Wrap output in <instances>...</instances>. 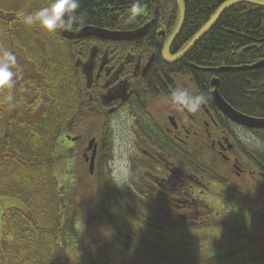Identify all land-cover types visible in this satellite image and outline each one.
Segmentation results:
<instances>
[{
  "label": "trees",
  "instance_id": "16d2710c",
  "mask_svg": "<svg viewBox=\"0 0 264 264\" xmlns=\"http://www.w3.org/2000/svg\"><path fill=\"white\" fill-rule=\"evenodd\" d=\"M226 1L183 0L184 22L177 41H189ZM133 2L79 0L77 12L83 21L72 29H131L134 27L130 24L119 23H143L151 17L165 23L169 32L175 28L178 8L174 0H140L142 11L135 16L130 13ZM42 3L47 7L50 0ZM19 19V11L0 4V48L15 54L14 72L20 71L21 64L30 70L26 77H15L11 89H0V199H14L22 206L3 211L0 264H68L63 232H73L71 228L77 222L84 224L86 236H95L83 248L81 258L91 256L94 264H150L157 253L150 247L139 251L134 244L136 238L130 239L125 231L118 235L105 216V202L120 196L109 168L112 139L107 125L80 91L81 77L72 66L74 42L36 25L27 26L24 36L18 27ZM24 37L32 42H23ZM251 41L255 48L241 54L240 50ZM263 60L264 7L237 3L189 51L185 62L217 69L249 66ZM247 74L217 73L218 93L232 109L253 116L256 109L237 101L250 89ZM9 94L12 101L6 99ZM67 135L82 142L88 137L96 139L98 151L91 175L79 144L66 146ZM69 159L72 166H64L62 163ZM56 162L64 170L60 182L52 175ZM262 229L264 217H255L245 237L259 240L252 233Z\"/></svg>",
  "mask_w": 264,
  "mask_h": 264
},
{
  "label": "flooded vegetation",
  "instance_id": "af4514ba",
  "mask_svg": "<svg viewBox=\"0 0 264 264\" xmlns=\"http://www.w3.org/2000/svg\"><path fill=\"white\" fill-rule=\"evenodd\" d=\"M119 24L134 28L102 30L147 29L143 36L129 41L97 37L65 40L59 35L74 42L72 66L81 77L80 91L107 125L112 142L116 126L129 124L133 139L128 173L131 191L125 198L133 197L131 201H138L139 207L135 210L124 203L121 211L113 212L111 204L119 199L106 202L105 208L108 205L111 211L106 208L105 216L125 221L123 229L112 225L113 229L118 235L125 231L136 237V248L141 251L146 234L202 233L204 237L207 231H217V236L222 235V221L230 212L235 219L232 231H244L239 220L243 216L251 227L255 217H264V129L235 124L217 109L211 92L212 82L218 92L216 74L220 72L185 62L189 52L175 63L165 61L177 56L190 40L177 41V35L165 59L163 50L174 29L169 32L165 23L154 17L143 23ZM247 47L254 49L255 45L251 41ZM236 72H249L246 84L250 86L238 104L256 109L253 116L240 114L264 119V67ZM177 88L206 97L198 112L181 110L172 102L170 93ZM66 137L71 139L68 142L72 147L79 144L83 162L88 166L85 159L91 152H86V147L92 137L83 142L77 137ZM95 143L94 165L96 139ZM253 235L259 239L264 236V229L253 230ZM208 236L211 233L205 237ZM240 238L238 234L234 237ZM147 246L157 253L163 251V246L174 247L165 242ZM154 258L162 260L157 254Z\"/></svg>",
  "mask_w": 264,
  "mask_h": 264
},
{
  "label": "rangeland",
  "instance_id": "374dc122",
  "mask_svg": "<svg viewBox=\"0 0 264 264\" xmlns=\"http://www.w3.org/2000/svg\"><path fill=\"white\" fill-rule=\"evenodd\" d=\"M43 1L44 0H0V4H4L7 8L11 7L12 9L27 15L35 13L43 8ZM18 27L25 36L27 33V26L22 22L21 17L18 20ZM22 41L28 44L32 42L31 39L27 37L22 38ZM28 67V65L21 64L20 71L16 73V79L28 76L30 74ZM114 132L115 137L112 142L114 157L109 163V166L111 167L110 175L113 183L117 192L121 195L118 199L122 204L119 201H114L113 204H111V207L113 212H119L122 210L124 203H126L128 208L134 206L136 210L137 207H139L137 204L138 201L132 202L131 200H133V197L125 198L131 191L129 188L128 173L130 167L129 150L133 139L129 132V124L126 122L118 124ZM66 146L70 147L71 144L67 143ZM62 164L70 167L72 166V160H66ZM63 172L64 170L61 167V163L56 162L53 165L52 175L57 182H60L63 179ZM135 200H137V198ZM8 208L21 209L22 206L14 199H0V242L2 214L3 211ZM106 208L111 211L108 205ZM233 216L234 214L230 212L229 217L223 219V231L219 232H223V234H219L218 236L217 231H207L203 233L204 237L201 236L202 233L192 235L183 234L182 236H177L176 234V236L171 234L164 236L146 234L144 239L146 249H148L147 245H155L163 242L168 244L172 243V245H174L172 248L163 246V248H161L163 250L162 252H156L162 260L153 259V256V258L150 257L152 259L150 264H264V238L256 240L252 237H245L248 233L246 231L250 230H248L249 223L248 221L245 222L246 219L244 216L239 219L240 225L244 231L240 230L239 233L232 231L233 221L235 220ZM102 219H106V217L103 216ZM108 221V224L111 226L113 225V227L119 228H122V225L125 223V221H123V223L122 220L115 218L109 219ZM136 224L137 221L134 220L133 225ZM71 229L73 232H70V229L68 230L70 233H68L67 230H64L63 232L64 241L66 243L64 250L68 257V264H94L91 256L82 258L80 256L85 245L89 243L90 240L94 239L95 236H86L84 233V224L80 222L74 224ZM209 233H211V236L205 237ZM121 234L122 233H119V235ZM237 234L241 238L235 240L234 237ZM129 238L132 239L131 236ZM179 242L182 243L180 244ZM234 252L236 253L231 255Z\"/></svg>",
  "mask_w": 264,
  "mask_h": 264
},
{
  "label": "water",
  "instance_id": "95a60500",
  "mask_svg": "<svg viewBox=\"0 0 264 264\" xmlns=\"http://www.w3.org/2000/svg\"><path fill=\"white\" fill-rule=\"evenodd\" d=\"M177 8H178V20L177 24L167 42L165 45V48L163 50V57L166 59L168 57V49L174 38L178 35L180 32L183 21H184V3L183 0H174ZM237 3H246L257 7H264V2L257 1V0H228L226 1L209 19V21L199 30L192 38L191 40L186 44V46L183 48V50L174 58L171 60H165L167 63H175L182 57H184L217 23L219 18L222 16L224 12H226L229 8H231L233 5ZM147 29V26L136 30V31H130V32H110L107 30H102L98 28L93 27H84L78 31L70 32L68 30L66 31H60L58 30L60 36L65 40H74L84 37H97L112 41H129L136 38H139L143 36ZM250 49H253V47H247L241 49V53H245L249 51ZM167 55V56H166ZM264 67V62H258L252 66H246V67H238V68H218L212 71L215 72H227V71H243V70H253L257 68ZM212 86L214 87V90L211 92V98L213 100V103L217 107V109L225 116L229 121L241 125L246 128L251 129H264V119H254L250 117H246L234 109H232L229 105H227L223 99L219 96L216 84L212 82ZM68 140H70L69 137H67ZM74 140V139H72ZM96 143L94 138H91L86 147V152H91L89 159H85L88 162V172L91 174L94 168V158L96 154Z\"/></svg>",
  "mask_w": 264,
  "mask_h": 264
},
{
  "label": "clouds",
  "instance_id": "9594fccd",
  "mask_svg": "<svg viewBox=\"0 0 264 264\" xmlns=\"http://www.w3.org/2000/svg\"><path fill=\"white\" fill-rule=\"evenodd\" d=\"M80 8L79 0H50L47 7H43L35 13L25 15L20 13V17L25 26H38L47 33H55L57 30L66 31L75 27L83 21V17L78 14ZM142 11L140 0H134L130 13L135 16ZM16 56L11 51L0 48V89H11L14 84L16 72ZM172 102L179 106L181 110L196 113L205 103L204 95H195L187 89H174L170 93ZM6 99L12 101L9 94Z\"/></svg>",
  "mask_w": 264,
  "mask_h": 264
},
{
  "label": "bare ground",
  "instance_id": "6f19581e",
  "mask_svg": "<svg viewBox=\"0 0 264 264\" xmlns=\"http://www.w3.org/2000/svg\"><path fill=\"white\" fill-rule=\"evenodd\" d=\"M257 1H258V0H257ZM262 2H264V1H262ZM224 3H225V2H224ZM224 3H223V4H224ZM223 4H222V5H223ZM222 5H221V6H222ZM221 6H220V7H221ZM220 7H219V8H220ZM219 8H218V9H219ZM184 9H185V8H184ZM218 9H217V10H218ZM217 10H216V11H217ZM224 13H225V12H224ZM224 13H223V14H224ZM223 14H222V15H223ZM208 21H209V20H208ZM208 21H207V22H208ZM183 22H184V21H183ZM182 26H183V25H182ZM214 26H215V25H214ZM202 27H203V26H202ZM202 27H201V28H202ZM201 28H200L199 30H201ZM199 30H198V31H199ZM211 30H212V29H211ZM211 30H210V31H211ZM210 31H209V32H210ZM209 32H208V33H209ZM196 33H197V32H196ZM196 33H195V34H196ZM208 33H207V34H208ZM207 34H206V35H207ZM206 35H205V36H206ZM205 36H204V37H205ZM204 37H203V38H204ZM203 38H202V39H203ZM202 39H201V40H202Z\"/></svg>",
  "mask_w": 264,
  "mask_h": 264
}]
</instances>
